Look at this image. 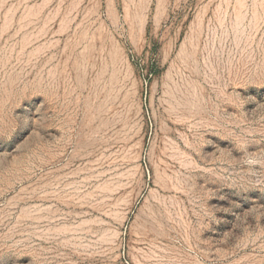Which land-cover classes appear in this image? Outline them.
Instances as JSON below:
<instances>
[{
    "label": "rangeland",
    "instance_id": "obj_1",
    "mask_svg": "<svg viewBox=\"0 0 264 264\" xmlns=\"http://www.w3.org/2000/svg\"><path fill=\"white\" fill-rule=\"evenodd\" d=\"M0 264H264V0H0Z\"/></svg>",
    "mask_w": 264,
    "mask_h": 264
}]
</instances>
